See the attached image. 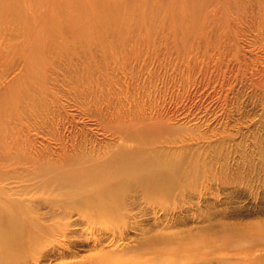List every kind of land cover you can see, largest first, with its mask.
Returning a JSON list of instances; mask_svg holds the SVG:
<instances>
[{
	"label": "rangeland",
	"instance_id": "obj_1",
	"mask_svg": "<svg viewBox=\"0 0 264 264\" xmlns=\"http://www.w3.org/2000/svg\"><path fill=\"white\" fill-rule=\"evenodd\" d=\"M129 157L90 230L57 183ZM1 209L49 229L40 264H264V0H0Z\"/></svg>",
	"mask_w": 264,
	"mask_h": 264
},
{
	"label": "bare ground",
	"instance_id": "obj_2",
	"mask_svg": "<svg viewBox=\"0 0 264 264\" xmlns=\"http://www.w3.org/2000/svg\"><path fill=\"white\" fill-rule=\"evenodd\" d=\"M140 152V151H139ZM135 153V152H134ZM134 153L133 156L135 155ZM145 154V153H144ZM128 155V154H127ZM143 155V153H142ZM129 156V155H128ZM131 156V155H130ZM144 156V155H143ZM123 157V156H122ZM126 157V156H125ZM132 157V156H131ZM129 157L128 160H125V162H121L123 164H118V160H117V164L112 166L110 164V167L111 169H107V165L105 169L109 170L108 172V177L111 179V184L109 187H107V185H105L106 187L104 188V190H99L100 193H96L97 196H89L91 194H88V190L89 188H80V185L79 187H77L76 185H70L68 183V181H65V180H60L57 185L59 184L60 186V193H61V196H63L64 198H71V197H74V196H77V201H76V198L74 199L75 202H77V204L79 205L78 209H79V214L78 215H83L82 218H87V224L89 223L90 225V230H94L96 228H98V226H96L97 223L101 222V226L103 224L106 225V227L108 228V226L110 225V222H112L113 220V216L111 217L112 213L115 214V211L120 209V205H119V199L116 197L117 193H120L122 192L125 188H127L128 190H131L127 187V184L131 183L128 182L127 183V175L128 174L126 173V171L130 170V171H141V175H142V171H146L147 170V167H149V165L146 163V162H142L140 163V161L145 157L141 158V160H137L138 163L140 164H137V163H134V161L136 159L134 158H131ZM135 157V156H134ZM113 159V158H112ZM118 159V158H117ZM120 159V158H119ZM125 159V158H124ZM123 159V160H124ZM134 159V161L132 160ZM121 160V159H120ZM145 160V158L143 159ZM115 162L116 160H111V163ZM109 164V163H107ZM148 165V166H147ZM168 165V164H167ZM166 165V166H167ZM170 165V164H169ZM168 165V166H169ZM167 166V167H168ZM102 167V166H100ZM167 169V168H165ZM173 167H169L167 170H172ZM149 170V169H148ZM104 171V170H103ZM135 171V173H136ZM92 172H94L92 170ZM96 172V171H95ZM97 172H98V169H97ZM100 172V171H99ZM98 172V173H99ZM102 172V171H101ZM106 172V170L104 171V173ZM103 173V174H104ZM107 173V172H106ZM105 173V174H106ZM135 173H131V175L133 174V177L135 179H139V178H136L134 176ZM147 173V171H146ZM146 173H143V174H146ZM102 174V173H101ZM104 174V175H105ZM91 175V174H90ZM100 175V174H99ZM129 174V177L131 176ZM136 175V174H135ZM139 175V174H138ZM154 175L156 176V173H154ZM86 176V175H85ZM101 176V175H100ZM106 176V175H105ZM144 175H142L143 177ZM160 176V174H159ZM72 177V176H71ZM78 177V176H77ZM82 177V176H81ZM107 177V178H108ZM147 177V176H145ZM153 178V174L151 176ZM150 177V178H151ZM157 177V176H156ZM161 177V176H160ZM63 178V177H62ZM103 179V176L101 177ZM106 178V177H104ZM106 178V179H107ZM132 178V177H131ZM144 178V177H143ZM82 179V178H81ZM97 178H95L96 180ZM135 179L132 178V180L135 181ZM145 179V178H144ZM147 179V178H146ZM154 179V178H153ZM165 179V178H164ZM169 179V178H168ZM89 180V179H88ZM129 180V179H128ZM131 180V179H130ZM141 179H139L138 181H140ZM150 180V179H149ZM82 181V180H81ZM84 181V180H83ZM98 181L100 182L101 180H99V176H98ZM97 181V183H98ZM108 181V180H107ZM133 181V182H134ZM137 181V180H136ZM137 181V182H138ZM153 181V180H151ZM163 182L162 181V178L159 179V177L155 180L153 183H150L151 185L150 186H147L145 188H148V191L150 190L152 193H154V188H155V192H157V190H159V192H161L162 190V193L164 192V187H166L165 185L166 184H162V187H161V184L158 183V182ZM166 181V180H165ZM79 182V181H78ZM140 182H143L140 181ZM145 182V181H144ZM72 183V181L70 182ZM73 183H77V182H74ZM80 183V182H79ZM148 183V182H147ZM164 183V182H163ZM87 184H89L87 182ZM95 184V182H94ZM137 185L139 183H136ZM90 185V184H89ZM87 185V187L89 186ZM93 185V183H92ZM149 185V183H148ZM129 186V185H128ZM133 186V184L131 185ZM83 187H85L83 185ZM108 188V189H106ZM153 190H151V189ZM158 188V189H156ZM106 189V190H105ZM166 189V188H165ZM143 192V190H142ZM168 192V191H167ZM126 193V192H125ZM95 194V193H93ZM125 195V194H124ZM163 195V194H162ZM154 196H156L154 194ZM160 196V195H159ZM79 197V198H78ZM119 197V196H118ZM121 197V196H120ZM124 197V196H123ZM150 197V196H148ZM157 197V196H156ZM161 197V196H160ZM152 198V197H150ZM148 199V198H147ZM151 200V199H150ZM66 204V203H65ZM63 204V205H65ZM71 204V203H70ZM73 204V203H72ZM58 205V204H57ZM62 205V206H63ZM68 205V204H66ZM74 205V204H73ZM70 206V205H69ZM68 206V207H69ZM66 207V206H65ZM63 206V208L61 207V209H64L65 208ZM75 207V206H74ZM77 209V207H76ZM74 210V209H73ZM66 211V210H65ZM64 211V215H68L66 214V212ZM69 211V210H68ZM119 211V210H118ZM117 211V212H118ZM13 213H11L9 210H5V209H1L0 210V264H40V260L42 261V259L46 256L45 253H43L44 251L43 250V247H44V243H46V239L43 238V234H46V232L49 230H45L39 223V219L37 221V216L36 218H30L29 216H26V214L24 215L22 213V215H18L16 216H12ZM32 214V212H31ZM62 214V213H61ZM71 215V214H69ZM77 215V216H78ZM67 217V216H66ZM81 217V216H79ZM6 218V219H5ZM65 218V217H64ZM83 219V220H86ZM81 219V218H80ZM62 220V218H61ZM60 223V222H59ZM109 223V225H108ZM57 224V223H56ZM62 225L59 224V226H64L63 222L61 223ZM98 224V225H100ZM108 225V226H107ZM68 226V225H67ZM96 226V228H95ZM53 227H55L53 225ZM57 227V226H56ZM63 228V227H62ZM67 227H65L64 230H66ZM102 228V227H101ZM103 228H105L103 226ZM102 228V229H103ZM52 229V228H51ZM50 229V230H51ZM59 229V227H58ZM57 228H54V230H56L57 234H60V231L62 230H58ZM101 229V230H102ZM109 229V228H108ZM63 230V231H64ZM98 230L97 229V232L95 233H98ZM105 230V229H104ZM100 231V230H99ZM103 231V230H102ZM49 232V231H48ZM54 232V233H56ZM67 232V231H66ZM65 232V233H66ZM91 232V231H90ZM50 233V232H49ZM53 233V234H54ZM63 233V232H62ZM52 234V233H51ZM50 234V235H51ZM52 234V235H53ZM64 234V233H63ZM68 234V233H67ZM98 234H101V233H98ZM57 236V235H56ZM61 236V234L59 235ZM65 236V234H64ZM62 237L63 239L68 237ZM50 238H52V236H49ZM60 238V237H59ZM64 241V240H63ZM226 242V240H225ZM223 243V241L221 242ZM213 245V244H212ZM165 248V247H164ZM161 247V249H164ZM186 248V247H185ZM184 248V249H185ZM193 248V247H192ZM191 246H190V249H192ZM198 247L197 246H194V251L193 252H196ZM166 249V248H165ZM164 251L165 252H162L163 254L166 253L167 249ZM183 249V248H182ZM188 248H186L185 250H187ZM161 251V250H160ZM188 251V250H187ZM192 251V250H191ZM159 252V251H158ZM169 252V250H168ZM176 252V251H175ZM183 252V251H182ZM155 253V252H154ZM161 253V252H160ZM171 253V251H170ZM177 253V252H176ZM180 252H178L177 254H179ZM149 254V253H148ZM152 254V253H150ZM162 254V255H163ZM176 254V255H177ZM142 255V254H141ZM141 255H139L141 257ZM143 255H145L143 253ZM142 255V256H143ZM161 255V254H160ZM138 256V254H137ZM135 256V257H137ZM138 256V257H139ZM134 257V258H135ZM153 258V257H152ZM122 256H117V255H110V254H98L97 256H95L89 264H126L123 260H122ZM149 259V258H148ZM151 259V258H150ZM153 260V259H152ZM140 261V260H139ZM152 263V262H151Z\"/></svg>",
	"mask_w": 264,
	"mask_h": 264
}]
</instances>
